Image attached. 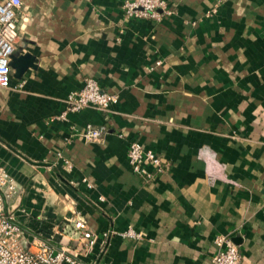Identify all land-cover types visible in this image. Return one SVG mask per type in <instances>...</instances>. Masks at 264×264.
<instances>
[{"label":"crops","instance_id":"0c3cea01","mask_svg":"<svg viewBox=\"0 0 264 264\" xmlns=\"http://www.w3.org/2000/svg\"><path fill=\"white\" fill-rule=\"evenodd\" d=\"M123 1L22 0L15 51L36 68L0 88V166L18 187L7 210L57 250L79 247L59 227L82 216L98 235L82 264H212L222 236L240 264H264V0H226L211 21L214 0H167L176 13L160 23L127 20ZM86 79L118 101L65 115ZM188 80L199 97H172ZM87 125L106 129L98 143ZM132 142L165 171L135 174ZM205 148L225 175L206 174Z\"/></svg>","mask_w":264,"mask_h":264},{"label":"built area","instance_id":"2783aa9c","mask_svg":"<svg viewBox=\"0 0 264 264\" xmlns=\"http://www.w3.org/2000/svg\"><path fill=\"white\" fill-rule=\"evenodd\" d=\"M166 0H124L123 11L127 20L152 19L159 17L160 8ZM22 0H0V88L10 89L13 79L11 57L16 52L19 36V13ZM117 99L114 95L102 90L93 79H86L81 90L71 93L67 100V111L79 112L86 108L107 111ZM83 132L84 137L92 142H99L105 133L103 128L88 125ZM129 163L137 175H149L146 165H154L159 172H164L166 163L139 144H132L128 151ZM66 165L71 168L67 160ZM18 191L17 183L0 166V264H82V256L88 255L96 245L98 235L87 226V221L80 215L68 231V225H60L64 234L71 233L78 240L79 247L70 251L65 247L55 249L48 241L40 237H27L15 215L8 211L6 202ZM112 231L102 233L106 243ZM123 236L136 237L128 231ZM218 251L212 258V264H240L241 255L238 247L230 237L217 239ZM84 254V255H83Z\"/></svg>","mask_w":264,"mask_h":264},{"label":"rangeland","instance_id":"374dc122","mask_svg":"<svg viewBox=\"0 0 264 264\" xmlns=\"http://www.w3.org/2000/svg\"><path fill=\"white\" fill-rule=\"evenodd\" d=\"M225 1L226 0H214V2H213L214 4L212 6H209L208 10L206 11V13L204 15L205 20L206 21H211L212 17L217 15L220 5L222 3H224ZM160 10L161 11L158 12V14H159L158 19H156V20L141 19V20H148V21H151V22L160 23L163 20L169 19L170 17L174 16L175 13H176V7H174V5H172V4H170L167 0H166V3L162 6V8H160ZM208 58H210V54H204V55L201 56V59L199 61H204L205 62V60L208 59ZM185 84H186L185 86H181V87L178 86V87H180V89H178L177 87L176 88H172V92H173V96L172 97H181V96L182 97H199V96H197V92H196V89H195V82L193 80L192 81L188 80V81H186ZM203 87H204V97H212V89H211L212 86H211V82H210V80L208 79L207 76H205V79H204V82H203ZM112 95H114L115 98L118 101V95L117 94H113V93H112ZM113 104H115V103H113ZM109 111H110V107H109V109H107V111H103V112L107 113ZM62 117H64V115ZM84 129H83V131H84ZM103 129L106 132V129L105 128H103ZM80 136H81L82 139H84L87 142L98 143V142H92V141L88 140L86 137H84L83 132L80 133ZM134 143L135 144H139L137 142H132L129 145V149H130V146L132 144H134ZM139 145H141V144H139ZM142 147H144V146H142ZM129 149H128V151H129ZM211 151H212L211 149H208V148L206 149L205 148L204 149V154H203V157H202L204 159V162H205L206 174H209V176L213 174V175H216L217 177H220L221 175H225L226 174L225 165L222 162H220L219 160H216L213 157V155H212L213 153ZM155 155L158 157V159L162 160L161 156H159L157 154H155ZM127 157H128V152H127ZM112 232L113 233H111L109 235L108 239L111 236H115L116 235L115 231H112Z\"/></svg>","mask_w":264,"mask_h":264},{"label":"water","instance_id":"95a60500","mask_svg":"<svg viewBox=\"0 0 264 264\" xmlns=\"http://www.w3.org/2000/svg\"><path fill=\"white\" fill-rule=\"evenodd\" d=\"M10 64L13 70V76L17 79H20L27 69L36 68L34 57L30 54L22 55L18 51L12 55Z\"/></svg>","mask_w":264,"mask_h":264}]
</instances>
